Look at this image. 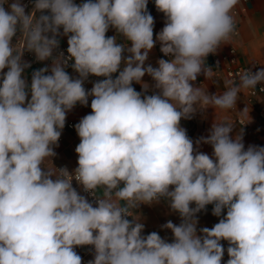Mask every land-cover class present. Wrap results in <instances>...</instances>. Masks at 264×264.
I'll list each match as a JSON object with an SVG mask.
<instances>
[{
	"label": "clouds",
	"instance_id": "9594fccd",
	"mask_svg": "<svg viewBox=\"0 0 264 264\" xmlns=\"http://www.w3.org/2000/svg\"><path fill=\"white\" fill-rule=\"evenodd\" d=\"M148 2L33 0L26 12L20 0L7 9L0 0V264H82L81 246L94 249L88 264H222L221 241L226 264H264V147L245 149L242 128L233 136V122L214 120L196 142L211 145L209 156L181 126L198 110H231L241 93L264 91V66L225 80L219 94L194 86L201 73L212 78L206 59L233 33L237 0H154L166 18L155 39ZM61 29L67 57L53 56ZM157 41L168 59L145 66ZM25 51L51 60L50 74L34 71L30 85ZM69 60L77 78L65 70ZM145 75L158 91L148 94ZM89 76L103 79L86 91ZM89 97L91 113L75 125L78 166L47 167L67 112ZM240 116L245 125L247 107ZM161 198L181 218L162 226L171 242L142 235L134 216ZM210 204L213 215H226L198 234L196 214Z\"/></svg>",
	"mask_w": 264,
	"mask_h": 264
},
{
	"label": "crops",
	"instance_id": "0c3cea01",
	"mask_svg": "<svg viewBox=\"0 0 264 264\" xmlns=\"http://www.w3.org/2000/svg\"><path fill=\"white\" fill-rule=\"evenodd\" d=\"M13 0H8V4H5V8H8V5L12 3ZM76 3H82L84 0H75ZM20 3L23 4L22 0ZM24 5V4H23ZM33 6V0L30 7H25V11H31ZM148 12L154 18V39L156 34H158L162 28L165 26V16L163 13L159 12L154 4V0H149L147 5ZM237 11V32L235 28L233 33L230 35L228 40L221 45L215 54H210L206 59L207 66L212 68L213 76L211 79L206 80L203 73H201L197 80L194 82V86L203 87L205 90H208L209 94L222 93L224 91V81L229 79L226 74L225 69L219 71V66L215 62V58L222 55L230 46H234L237 50V57L239 62L245 65H252L258 63L260 67L264 66V0H237V3L233 7L231 13ZM39 15V14H38ZM61 34L57 37L59 45H68L67 36L62 34V29L60 30ZM114 29H109L106 35L113 36L115 35ZM120 43H124L123 38H119ZM130 46V42H129ZM160 43L156 42L154 48L149 52L148 59L145 62V66L152 65L157 67V61L159 59H168L160 51ZM125 56H128L129 53L125 52ZM55 56V50L53 52ZM45 63L51 64V60H46ZM7 71V69H5ZM66 72L73 77L77 78L78 74L73 70L72 67L66 69ZM116 74H114L115 77ZM23 77L26 79L27 83L31 82V74L28 71H24ZM94 83L98 80L103 79V77L92 76ZM143 81L148 83L149 93L158 91L153 85L151 77L145 75ZM135 90L138 92H143L142 86L139 83H133L132 85ZM30 99V94H29ZM245 107L248 108L249 118L245 119V125L240 123L241 116L240 111ZM91 110L86 106L80 103H77L75 107L67 112L66 121H75L76 124L87 114H90ZM215 121H231L235 124L233 128L232 135L243 131V143L245 149L249 145H255L264 147V94H260L250 100L249 91L243 92L240 94L237 107L231 110H220L213 108H208L206 110H198L190 119H182L181 126L186 129L187 135L193 141L194 149L198 152H203L212 155L213 149L211 145L205 144L203 142L197 144L198 140L201 138H206L210 134L211 126ZM248 122V123H247ZM64 135V141L59 145V154L56 159H51L45 161V165L49 168L55 170L54 166L57 168V165L61 162H66L69 165L76 164V152L75 148L80 142V138L77 135L76 130H69L64 128L62 130ZM54 166H53V165ZM82 196H85L80 189L75 188ZM99 194H102V191H98ZM86 197V196H85ZM87 198V197H86ZM123 203V202H121ZM195 207V205H191ZM137 213H134L135 218L141 219L144 224V231L142 235H147L151 232H157L162 238L171 242L172 233L170 230L163 228L162 226L171 220L174 224L179 225L181 218L177 213L171 211L168 206V203L165 199L161 198L159 203H154L152 205L141 204L137 209L134 210ZM141 217L139 216V214ZM226 215V209L222 212L220 217L213 215V207L206 206L205 209L201 210L196 214L197 223V232L200 233V229L204 227L212 228L216 223L219 222L223 216ZM222 245L225 248V255L223 257L222 264H226L228 259L226 249L228 247L227 241H221ZM75 251L81 256L82 253H88V262L94 258V249L91 246H81L77 247Z\"/></svg>",
	"mask_w": 264,
	"mask_h": 264
},
{
	"label": "built area",
	"instance_id": "2783aa9c",
	"mask_svg": "<svg viewBox=\"0 0 264 264\" xmlns=\"http://www.w3.org/2000/svg\"><path fill=\"white\" fill-rule=\"evenodd\" d=\"M248 1V0H245ZM23 4L25 5V7H30L32 4V0H22ZM233 19H234V24H235V32H237V11H233L231 13ZM17 36H19V33H17ZM14 42H15V38H14ZM67 47L68 45H59V47L57 49H55V56L58 55L59 53H63L65 57H67L68 53H67ZM22 61L28 63L30 66L25 68L24 71H28L31 76L33 74L34 71L39 70L41 68H45L48 67L49 68V73L50 74V66L51 64L45 63V61H38L35 57L34 53L25 51L24 55L22 57ZM215 62L216 64L219 66V71L223 69H225L226 74L228 75L229 78H236L238 80V76L240 74V72L244 69L250 68L253 72H255L256 70H258L260 68L258 63H254L252 65H245L239 62V59L237 57V50L234 46H230L222 55H220L219 57L215 58ZM73 61L69 60L65 70L70 68L72 65ZM31 83V82H30ZM94 84V80L92 78V76H89L85 81H84V88L86 89V91H90L91 88L93 87ZM30 85V84H29ZM260 87H262L261 85H258L257 89L254 90V94L252 91H249V98L250 100H254V98L260 94H264V91L260 90ZM30 94V93H29ZM91 99L92 97H89V102L88 105H86L90 110V104H91ZM75 125L76 122L75 121H66L65 122V127L66 129L69 130H75ZM63 128V129H64ZM64 141V135L63 132L61 133V137L58 141V146H53L54 147V152L56 153L55 156H53L51 159H56L58 157L59 154V145L61 143H63ZM77 160H78V156L76 154V164L74 165H69L66 162H61L57 165V168H67L69 170V172H72L77 166ZM73 187L80 189L81 192L87 197V199L92 202L93 204H95V199L94 197L89 193L86 192L82 189V187L74 180L73 181ZM97 195H102L99 194L97 192ZM129 219H131V217H129ZM82 257V264H88V253L84 252L81 254Z\"/></svg>",
	"mask_w": 264,
	"mask_h": 264
},
{
	"label": "water",
	"instance_id": "95a60500",
	"mask_svg": "<svg viewBox=\"0 0 264 264\" xmlns=\"http://www.w3.org/2000/svg\"><path fill=\"white\" fill-rule=\"evenodd\" d=\"M208 206H210V207H214V205H212V204H210V205H208Z\"/></svg>",
	"mask_w": 264,
	"mask_h": 264
}]
</instances>
